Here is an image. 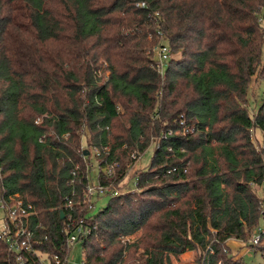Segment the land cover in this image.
Masks as SVG:
<instances>
[{
	"label": "trees",
	"instance_id": "16d2710c",
	"mask_svg": "<svg viewBox=\"0 0 264 264\" xmlns=\"http://www.w3.org/2000/svg\"><path fill=\"white\" fill-rule=\"evenodd\" d=\"M261 17L264 0H0V201L35 205L36 247L65 255L73 215L92 227L85 264H176L188 251L207 264L209 244L210 264H246L229 240L264 223V91L249 104L264 79ZM152 137L138 189L91 214L82 141L99 182L119 184ZM0 264H19L1 239Z\"/></svg>",
	"mask_w": 264,
	"mask_h": 264
},
{
	"label": "built area",
	"instance_id": "2783aa9c",
	"mask_svg": "<svg viewBox=\"0 0 264 264\" xmlns=\"http://www.w3.org/2000/svg\"><path fill=\"white\" fill-rule=\"evenodd\" d=\"M144 3H142L143 5ZM264 20L263 17L260 18ZM157 71L164 76L172 59V51L167 42L161 41L151 49ZM40 118L36 120L39 122ZM188 128L185 129L187 131ZM157 146V143L155 144ZM97 151V150H96ZM140 156L137 153L132 154L134 160H138ZM111 174V171H108ZM136 188L129 189L128 182L122 180L119 184L114 183H89L85 189L84 203L89 210L95 208V198L102 196L121 195L138 189V176L136 175ZM264 183V180H263ZM122 185V187H120ZM252 185H255L252 183ZM119 186V187H118ZM71 206V202L68 204ZM0 239L5 241L12 252L15 261L19 264H70V254L73 245L82 242L84 238L92 231V227L87 223L85 217L69 216L68 223L64 228L67 234V250L65 255L51 254L36 247L40 242L37 239L36 230L32 227V219L38 214L33 203L26 202L18 196H10L0 201ZM264 218V206L261 210ZM264 246V223L254 233L250 240V248L255 250L256 247ZM214 253V248L209 244L207 246L206 262L209 263V255ZM220 261L218 264H221ZM82 264H85L84 262Z\"/></svg>",
	"mask_w": 264,
	"mask_h": 264
},
{
	"label": "rangeland",
	"instance_id": "374dc122",
	"mask_svg": "<svg viewBox=\"0 0 264 264\" xmlns=\"http://www.w3.org/2000/svg\"><path fill=\"white\" fill-rule=\"evenodd\" d=\"M263 27H264V20L262 21ZM178 56V54L176 55ZM261 76H256L252 80L250 87H249V93H250V107L252 108L253 106L257 105L258 103L261 102L262 96H263V91H264V79ZM257 107V106H256ZM255 107V108H256ZM253 139L256 143V145L260 146L263 140L262 137V132L259 129H255L253 131ZM156 140L154 137L151 138V144L149 145L148 149L138 158V160L135 161H130L127 164L128 172L125 175V177L122 179L123 181H129L128 182V188L129 189H135L136 188V175L138 171L140 170H145L152 159L154 149H155V144ZM82 147L84 149H87L89 156L86 159V165L88 169L90 168V182L91 183H97L99 182L98 177H99V168H98V161L96 160L95 154L97 153L96 150L91 149L85 140L82 141ZM135 153V152H134ZM133 154V153H132ZM131 154V157H132ZM121 180V181H122ZM122 181V182H123ZM121 184V183H120ZM119 187V186H118ZM122 187V185H120ZM257 189V194L259 197L264 199V183H262ZM111 195H106L102 196L100 198H95V208L92 209L91 214H96L98 213L104 206L107 205L109 202ZM2 213L0 211V217ZM260 224L263 225V220H260ZM135 235L130 236L128 242H133L135 239ZM253 237V236H252ZM252 237L247 241V242H242L239 239L232 238L229 240L230 243V249L233 253H236L237 256H242L243 260L245 261L246 264H264V259L262 254L258 251L255 252V250L250 248V240ZM233 243H237L238 246H233ZM185 254V253H184ZM182 255L179 260L175 263L176 264H197L196 263V256L193 254V256L190 254L188 255ZM85 258V252L84 248L82 245V242L76 243L73 245L71 254H70V264H82L84 262Z\"/></svg>",
	"mask_w": 264,
	"mask_h": 264
},
{
	"label": "crops",
	"instance_id": "0c3cea01",
	"mask_svg": "<svg viewBox=\"0 0 264 264\" xmlns=\"http://www.w3.org/2000/svg\"><path fill=\"white\" fill-rule=\"evenodd\" d=\"M234 245L233 246H238V244L237 243H233ZM190 254L193 256V254H192V252L191 251H188V252H186L184 255H188V256H190Z\"/></svg>",
	"mask_w": 264,
	"mask_h": 264
},
{
	"label": "water",
	"instance_id": "95a60500",
	"mask_svg": "<svg viewBox=\"0 0 264 264\" xmlns=\"http://www.w3.org/2000/svg\"><path fill=\"white\" fill-rule=\"evenodd\" d=\"M61 217L64 218V212L63 211H61Z\"/></svg>",
	"mask_w": 264,
	"mask_h": 264
}]
</instances>
